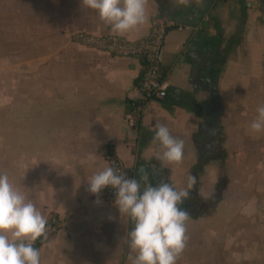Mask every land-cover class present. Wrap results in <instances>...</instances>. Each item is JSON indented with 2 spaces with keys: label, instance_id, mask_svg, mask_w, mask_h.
<instances>
[{
  "label": "crops",
  "instance_id": "crops-1",
  "mask_svg": "<svg viewBox=\"0 0 264 264\" xmlns=\"http://www.w3.org/2000/svg\"><path fill=\"white\" fill-rule=\"evenodd\" d=\"M154 15L168 22L166 96L146 100L134 127L141 60L71 37L114 33L95 10L0 0V171L59 222L34 241L40 264H130L127 215L87 190L107 151L152 184L197 177L176 264H264V131L247 128L264 103V0H146L145 22L121 35L146 36ZM157 123L183 139L181 161L157 159Z\"/></svg>",
  "mask_w": 264,
  "mask_h": 264
},
{
  "label": "clouds",
  "instance_id": "clouds-1",
  "mask_svg": "<svg viewBox=\"0 0 264 264\" xmlns=\"http://www.w3.org/2000/svg\"><path fill=\"white\" fill-rule=\"evenodd\" d=\"M84 3L116 34L126 33L147 19L146 0ZM255 113L247 124L250 133L264 131V103L256 106ZM153 140L159 148L158 160H182L184 141L173 136L166 124L155 125ZM137 171L139 178L106 164L86 179L87 190L96 194L105 186L114 189V204L131 222L127 231L130 264H176L186 246V222L190 217L179 205L189 196L197 177L188 173L185 185L177 188L171 182L149 183L143 168ZM45 226L41 210L6 172L0 171V264H40V250L33 243L45 233Z\"/></svg>",
  "mask_w": 264,
  "mask_h": 264
},
{
  "label": "built area",
  "instance_id": "built-area-1",
  "mask_svg": "<svg viewBox=\"0 0 264 264\" xmlns=\"http://www.w3.org/2000/svg\"><path fill=\"white\" fill-rule=\"evenodd\" d=\"M212 2L222 0H211ZM168 22L162 16L154 15L150 21L149 32L146 36L137 39H128L121 34L103 33L92 34L78 31L72 34V40L85 45L98 48L112 56L136 57L144 59V69L137 85L143 103L150 98H164L166 96V83L161 75L160 54L163 46ZM130 117V116H128ZM130 120H133L130 117ZM107 164L120 168L125 175L133 176V171L126 166L122 159L113 151L105 154ZM102 197L107 202L114 201V189L105 186ZM59 228V222L55 216L46 217L45 233L39 237L53 234Z\"/></svg>",
  "mask_w": 264,
  "mask_h": 264
},
{
  "label": "trees",
  "instance_id": "trees-1",
  "mask_svg": "<svg viewBox=\"0 0 264 264\" xmlns=\"http://www.w3.org/2000/svg\"><path fill=\"white\" fill-rule=\"evenodd\" d=\"M142 64H143V68H142V71H141V74L140 76L138 77L137 79V85L141 79V76H142V73H143V69H144V59L143 58H140ZM161 75L163 76V68L161 69ZM142 105H143V102L138 100V101H133V102H130L128 104V114L129 116L133 119L132 121V126L136 127L138 125V122H139V116H140V112H141V108H142ZM7 115V114H6ZM44 237H42L43 239ZM40 240H38L37 242H35L33 244V247H37L38 246V243H39Z\"/></svg>",
  "mask_w": 264,
  "mask_h": 264
}]
</instances>
